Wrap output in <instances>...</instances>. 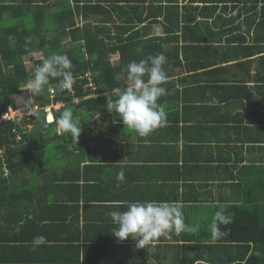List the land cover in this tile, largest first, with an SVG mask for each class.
Returning <instances> with one entry per match:
<instances>
[{
	"label": "crops",
	"instance_id": "1",
	"mask_svg": "<svg viewBox=\"0 0 264 264\" xmlns=\"http://www.w3.org/2000/svg\"><path fill=\"white\" fill-rule=\"evenodd\" d=\"M250 1L193 2L215 7L195 25L181 22L189 0L67 2L74 28L65 32V42L75 37L67 47L83 51L86 36L93 43L118 44L130 58L144 49L165 55L169 79L162 86L168 94L158 103L167 120L140 137L107 110L104 94L109 91L97 97V109L73 105L83 128L78 143L64 134L57 141L61 144L45 153V172L28 182L17 172L7 179L18 183L0 189V264H183L185 253L191 259L199 258V252L206 256L208 236L186 241L170 232L137 248L135 240L119 241L112 235L118 226L110 213L126 211L129 202H177L185 223L204 229L211 212L226 204L262 206L264 0H256L252 11L232 7ZM67 9L56 5L46 22L58 18L60 23L62 17L67 22L68 13H62ZM177 11L180 23L175 28ZM119 51H110L113 63H119ZM30 56L24 57L27 65ZM115 84L127 86V74L118 73ZM63 105L46 107V122ZM37 236L46 243L34 248Z\"/></svg>",
	"mask_w": 264,
	"mask_h": 264
},
{
	"label": "trees",
	"instance_id": "2",
	"mask_svg": "<svg viewBox=\"0 0 264 264\" xmlns=\"http://www.w3.org/2000/svg\"><path fill=\"white\" fill-rule=\"evenodd\" d=\"M68 1L0 0V189H7L15 180L10 182L7 177H12V174L15 175L17 172H23L27 176L23 179L25 182H28L29 177L32 179V176L45 172L44 165H41L45 153L53 152L54 145L61 144V141H57L64 135L57 132L56 120L65 108L73 110V105H75L79 110L97 109V97L117 87L115 78L118 73L127 74L126 65L154 54L153 50L144 49L130 58L125 55L124 50L118 44L108 46L101 40L95 39L94 46L93 41L86 36L83 38L85 40V42L83 40V51L78 52L75 46L67 47V44L75 40L72 36L71 41L65 42L68 38L65 32L74 28V23L70 21L72 13L67 5ZM189 1L191 3L184 4L186 10L181 13V22L184 25H195L201 17L211 14L210 10L215 8L193 4L198 0ZM235 1L239 3V0ZM55 4L58 8H68L67 11H62V13H68L67 22L62 20L63 17L60 23L58 18L55 21L46 22L48 13H54ZM256 5V0H253L247 4H235L232 7L247 12L255 10ZM173 8L176 9L177 6ZM204 10L208 12H203ZM260 10L262 16L264 3ZM175 22V28H178V23H180L178 11L175 15ZM262 24L264 27V22ZM187 28L192 29L193 27ZM116 42L120 43L119 40ZM160 46L161 43L156 45L159 52L161 51ZM115 48L120 49L119 63H113L110 60V51ZM35 52H40L41 56H32ZM52 54H66L71 60V71L74 74L81 75L90 69L88 73L93 77L95 89H89L82 75L81 79L78 78L73 84V93L72 90L59 88L60 78H50L49 84L41 95L24 103L19 102V97L15 100L17 95L27 100L29 94L24 88L26 81L31 78L35 66L41 63V58ZM145 54L148 55L145 56ZM26 55H31L29 60L31 67L24 60ZM49 86L55 87L56 96L64 102V105L58 109V112H54V119L51 122H46L45 105L50 100L47 90ZM75 98L77 101L80 99L77 104L72 103ZM11 109H18L21 115L6 116L5 112L9 113ZM66 150L68 151L67 148ZM17 183L18 181L15 180V184ZM259 205L264 206V202L261 201ZM262 206L252 208L244 203L224 205L222 210L231 213L233 220L226 227L222 226L226 235L216 241L211 238L209 223L204 229L184 231L179 234L171 232L175 237L180 236L186 241L198 240L204 238L205 235L208 236L209 242L211 241L210 245L205 246L206 256H202L199 252V258L191 259L185 253L181 257L183 264H264V217L260 211ZM215 212L216 210L211 212L213 216ZM174 255L177 254L174 253ZM201 258L203 261L197 262Z\"/></svg>",
	"mask_w": 264,
	"mask_h": 264
},
{
	"label": "clouds",
	"instance_id": "3",
	"mask_svg": "<svg viewBox=\"0 0 264 264\" xmlns=\"http://www.w3.org/2000/svg\"><path fill=\"white\" fill-rule=\"evenodd\" d=\"M166 63L163 53L148 56L138 62L133 61L127 66V86L114 87L104 94L107 110L119 117L123 127L127 126L140 137H147L166 123L165 107L158 103L160 97L168 94L167 89L162 86L169 79L164 68ZM71 68V60L66 54L42 57L41 63L35 66L31 78L24 85L26 93L29 94L28 99L41 95L49 84L50 78H60L59 88L70 91L74 84ZM54 99L58 101L57 105L63 102L57 96ZM72 102L78 103L76 98ZM49 105H52L51 99L45 106ZM56 124L57 132L70 134L71 138L78 143L83 128L80 121L74 117L71 108H65L61 112ZM118 179H123V172L118 173ZM110 216L118 226L112 235L119 241L129 238L135 240L137 248H144L148 243L173 231L179 234L199 228L198 224L190 226L185 223L182 205L177 202L154 200L129 202L126 211H114L110 213ZM232 220V214L226 210H217L214 213L209 224L213 241L226 235L222 226L226 227L232 223ZM32 243L35 248L45 244L46 240L44 236H37Z\"/></svg>",
	"mask_w": 264,
	"mask_h": 264
},
{
	"label": "built area",
	"instance_id": "4",
	"mask_svg": "<svg viewBox=\"0 0 264 264\" xmlns=\"http://www.w3.org/2000/svg\"><path fill=\"white\" fill-rule=\"evenodd\" d=\"M90 72V70H86L84 71L82 75V77H84V79H86V82H87V85L89 87L90 90H94L95 89V84H94V80H93V77L88 73ZM73 75V78H74V83L77 81V79H81V75H78L77 73L74 74L72 73ZM48 96L49 98L51 99V104L52 105H57L58 101L55 100V96L57 95L56 94V89L54 86H49L48 87ZM72 90V93H73V88L71 89ZM5 115L8 116V115H13V116H16V115H21V113L19 112L18 109H11L9 113L5 112Z\"/></svg>",
	"mask_w": 264,
	"mask_h": 264
},
{
	"label": "rangeland",
	"instance_id": "5",
	"mask_svg": "<svg viewBox=\"0 0 264 264\" xmlns=\"http://www.w3.org/2000/svg\"><path fill=\"white\" fill-rule=\"evenodd\" d=\"M26 57V59H28L27 57H28V55H26L25 56ZM29 61V60H28ZM30 63V62H29ZM29 67H31L30 66V64L28 65ZM19 97V102H22V103H24V102H26L25 100H23V98H25V97H21L20 95H17V97H15V100H17V98ZM51 152H48V154H50ZM51 161H52V163H56L57 161L55 160V158L54 159H51Z\"/></svg>",
	"mask_w": 264,
	"mask_h": 264
}]
</instances>
